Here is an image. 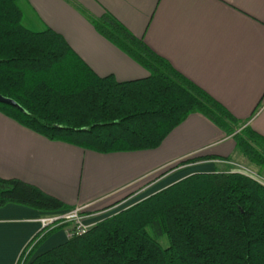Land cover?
<instances>
[{"label":"trees","instance_id":"16d2710c","mask_svg":"<svg viewBox=\"0 0 264 264\" xmlns=\"http://www.w3.org/2000/svg\"><path fill=\"white\" fill-rule=\"evenodd\" d=\"M20 1L0 0V95L15 103L0 102V113L49 140L98 153L157 148L197 113L264 167V135L111 13L89 20L146 76L118 81L97 74L62 34L25 26ZM215 157H188L158 176ZM9 203L44 213L69 209L33 184L0 177V207ZM51 231L34 237L16 264H264V184L237 171L192 173L36 253Z\"/></svg>","mask_w":264,"mask_h":264},{"label":"crops","instance_id":"0c3cea01","mask_svg":"<svg viewBox=\"0 0 264 264\" xmlns=\"http://www.w3.org/2000/svg\"><path fill=\"white\" fill-rule=\"evenodd\" d=\"M20 4L25 26L34 30L48 26L62 34L97 74H112L118 81L146 76L142 66L98 34L89 20L111 13L244 125L264 135V0H21ZM196 155L216 157L158 176ZM213 171L263 179L233 137L197 113L157 148L112 153L49 140L0 113V177L33 184L69 209L87 206L89 222L97 223L192 173ZM43 213L13 203L0 207V264H16L40 233L37 219ZM67 239L63 227L54 229L36 253Z\"/></svg>","mask_w":264,"mask_h":264},{"label":"built area","instance_id":"2783aa9c","mask_svg":"<svg viewBox=\"0 0 264 264\" xmlns=\"http://www.w3.org/2000/svg\"><path fill=\"white\" fill-rule=\"evenodd\" d=\"M255 179L264 184L262 179L257 177ZM86 209L87 206H75L64 211L43 213L37 219L40 233L63 227L67 238H70L87 232L96 223L88 221Z\"/></svg>","mask_w":264,"mask_h":264},{"label":"rangeland","instance_id":"374dc122","mask_svg":"<svg viewBox=\"0 0 264 264\" xmlns=\"http://www.w3.org/2000/svg\"><path fill=\"white\" fill-rule=\"evenodd\" d=\"M247 160V159H246ZM248 161V160H247ZM249 162V161H248ZM250 163V162H249ZM250 164H252V163H250ZM259 167V171L261 172L260 174H261V177L263 176V179H262V181H264V167H261V166H258ZM235 169H238L237 167H235ZM243 170H245L244 172L245 173H247V174H251V172H248L246 169H243ZM263 172V173H262ZM161 243L163 244V245H166L167 244V242H166V240H165V238H162L161 240Z\"/></svg>","mask_w":264,"mask_h":264},{"label":"water","instance_id":"95a60500","mask_svg":"<svg viewBox=\"0 0 264 264\" xmlns=\"http://www.w3.org/2000/svg\"><path fill=\"white\" fill-rule=\"evenodd\" d=\"M0 102L11 103V104H14L15 105V103L13 101L4 99L1 95H0Z\"/></svg>","mask_w":264,"mask_h":264}]
</instances>
